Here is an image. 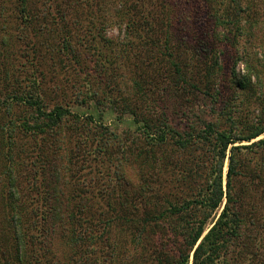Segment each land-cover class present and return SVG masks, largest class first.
<instances>
[{"label":"trees","instance_id":"16d2710c","mask_svg":"<svg viewBox=\"0 0 264 264\" xmlns=\"http://www.w3.org/2000/svg\"><path fill=\"white\" fill-rule=\"evenodd\" d=\"M20 1L23 5L26 2ZM87 1L92 3L95 0ZM170 1L158 0V5L154 4L157 0H114L115 24H124L125 31L122 59L127 60L129 56L139 59L143 52L148 67L141 70L144 64L133 65L131 72L137 88L132 89L130 95H125L111 87L108 79L98 90L92 89L95 74L102 75L106 65L102 67L100 64L97 68L95 65H84L87 59L81 61L76 75L79 84L86 86V90L78 102L89 110H95L99 114L97 118L90 112L79 115L69 105L55 103L49 108L45 104L46 98L38 93L41 86L34 73L29 77L30 86L26 93L13 97L6 95L4 100L0 99V264H52L49 261L52 255L48 242L59 230L64 234L67 216H71L66 222L69 221L73 230V233H68V237H72L70 263H113L111 251L104 249V244L110 240L108 227L112 219L96 220L93 213L87 214L89 208L80 206L83 202L76 203L69 210L68 205H64V210L63 202L70 204L81 201L78 193L63 195L57 191L50 194L46 188L42 190L45 186L43 173L50 166L44 160L49 152L48 142L43 141L44 136L46 139V135L57 136L63 127L69 132V143L85 137L90 144L85 140L83 144L86 146L87 142L97 159L112 162L113 153L108 152L112 142L119 143L125 160L132 156L133 160H141L147 166L156 156L155 150H159L161 158H167L169 153H178L182 161L174 165L165 162L168 166L165 169L170 168L173 177L178 181L183 180L191 190L198 186V182L191 178L204 179V185L183 201L164 198L167 204L165 213H156V209L150 207L139 209L134 204L136 201L128 199L129 195L125 193L119 208H112L108 214L117 213L118 219L126 225L122 230L134 236L131 241H140L143 233H154L157 221L162 219L161 222H167L166 226L171 228L172 237L182 224L185 225L184 230L178 231L175 237L178 255L167 264H264V137L254 140L264 134V123L237 120L231 106L227 104L226 110L223 108L222 113H219L221 119L202 120L201 128L191 125L187 131H180L167 122L164 112L159 117H149L142 110V103L148 100V97L141 95L145 92L137 93L141 91L138 86L143 81L146 93L166 91L165 96L176 97L178 105L182 107L184 102L190 101L192 104L197 95L214 99L217 92L213 95L211 84L218 64L214 56L216 26H236V22L233 23L234 15L220 18L215 14L214 0H195L192 22L186 27L188 32H185L188 36L183 35L181 39L180 36H174L169 15L159 18L160 12L170 5ZM230 3L237 7L240 0H230ZM92 4L102 12L103 6ZM23 12V22L33 20L34 13L30 8ZM91 15L89 19L93 25L94 18ZM101 22L106 24L109 21ZM25 28H28L26 24ZM70 35L72 33L68 28L61 29L57 50H50L57 55L63 53L64 57L71 59L72 54L78 53L76 47L84 39L82 35H77L73 48ZM99 45L100 42L94 39L92 50L96 49L97 53L102 54ZM34 50L36 53L37 49ZM4 55V50H0V59ZM77 56L82 58L81 53ZM152 71L155 72L149 75ZM250 72L248 69L247 74L238 76L233 70L232 83L236 90L254 92ZM112 75L111 71L108 76ZM13 88L21 89L18 85H13ZM18 105L29 109L32 117L28 119L14 114V108ZM116 105L121 109L118 110ZM101 106L114 108L119 113L118 119L125 118L124 115L132 118L129 124L137 125L136 128H128L120 133L112 130L104 123ZM76 149L80 150L79 144ZM226 159L227 170L224 173ZM124 201L127 207L134 210L128 208L122 211L121 204L124 207ZM111 205L109 203V209ZM218 210L220 212L217 215ZM135 214L134 219L132 216ZM103 216H106L105 213ZM49 222H52L51 226H45ZM130 224L136 227L133 229ZM100 226L101 230L91 235ZM87 234L91 235L89 239L92 247L83 241ZM157 261L163 264L162 259L158 258Z\"/></svg>","mask_w":264,"mask_h":264},{"label":"rangeland","instance_id":"374dc122","mask_svg":"<svg viewBox=\"0 0 264 264\" xmlns=\"http://www.w3.org/2000/svg\"><path fill=\"white\" fill-rule=\"evenodd\" d=\"M92 3L103 6L102 12L95 9ZM92 3L87 0H26L23 5L20 0H0V50L5 52L3 58L0 59V61L3 59L0 65L1 100H4L6 95L13 97L15 94L26 93L30 86L29 77L34 73L41 86L38 93L46 98L45 104L49 108H52L55 103L69 105L71 110L79 115H86L90 112L97 118L99 114L97 115L95 110H89L86 106L79 105L80 102H78L82 100V93L86 90V86L79 84V77L76 73L78 64L85 59L87 60L84 65H95L97 68L100 64L102 67L106 65L105 70H102V75L95 74L96 77L92 79L95 84L93 85L95 88L91 87L92 89L98 90V87L104 86L106 79L111 82V87H115L118 93L122 91L125 95L127 93L130 95L131 90L137 88L131 72L134 69L133 65L144 64L141 66L143 70L148 67V61H144L143 52H141L142 58L135 59L129 56L127 60L122 59L125 31L124 24L122 26L115 24L116 3L114 0H95ZM156 3L159 5L160 2L158 3L157 0L154 4ZM194 4L195 0H171L170 5L160 12V19L164 15V17L169 15L170 22L172 19L174 36H180L181 39L183 35L188 36L186 27L191 25ZM213 5L218 17L234 15L233 23L236 22L234 27L216 24L214 56L218 59V64L213 74V84H211L213 95L217 92L213 96L214 99L197 95V99L192 104L190 101L184 102L182 107L178 105L179 100L176 97L165 96L166 91L161 93L159 91L157 94L153 91L146 93L144 81L138 86L141 90L137 92L138 95L145 92L141 95L148 97V100L142 103V110L146 111L149 117H159L164 112L163 116L167 117H165L167 122L180 131H187L191 125L199 129L202 127V120L221 119L222 116H219V113H222L223 108L226 110L227 104L231 106L232 113L237 120H247L252 124L259 121L264 123V0H240L237 7H234L230 0H214ZM29 8L34 13V18L23 22V11H28ZM90 14L94 18L93 25L91 18L89 19ZM187 16L190 18L187 19ZM102 20L109 22L103 24ZM25 24L28 28H25ZM63 28H68L72 33L69 37L72 39L73 48L77 35L83 36L84 41L76 47L77 54L81 53L82 58H78L77 54L74 56L72 54L71 59H67L63 53L57 55L50 50L52 48L57 50L59 31ZM94 39L100 42L99 47L102 54L97 53L96 49L92 50ZM34 49H37L36 53ZM98 58L101 60L98 61ZM19 65L20 68L16 69ZM248 69L251 71L254 92L236 90L232 83L233 70L236 75L242 76L247 74ZM111 71L113 75L109 77ZM153 72L155 71L149 75ZM16 79L19 84L16 83ZM13 85H18L21 89L13 88ZM108 107L101 106L100 109H103L104 123L108 124L112 130L120 133L128 128L132 130L136 128L137 125L129 124L132 118L124 115L125 118L118 119L116 117L119 113L113 110L112 106L113 109ZM117 108L121 109L118 106ZM13 112L24 118L32 117L31 111L23 105L15 106ZM68 135L67 128L63 127L58 131L57 136L46 135L48 139L44 136L43 141L48 142L49 147L44 160L50 163L51 167L48 165L49 168L43 173L45 186L42 190L46 188L50 194L57 191H61L63 195L78 193L81 201H74L70 204L63 202V209L64 205H68L67 210H69L76 203L83 202L84 204L80 206L89 208L87 214L93 213L96 220L99 218L112 219L109 220L110 227H108L110 240L104 244V249L111 251L113 263L110 264H159L158 258L162 259L163 264L172 261L178 255V242L175 241V237L178 231L184 230V224L176 233L174 232L172 237L170 236L171 228L166 226L168 223L161 222L162 219H159L154 233H143L140 241H131L134 236L122 230L126 225L121 223L117 213H108L112 211V208H119V203L125 198H122L125 193L129 195L128 199L136 201L134 204L139 209L150 207L155 208L156 213H165L167 204L164 198L183 201L204 185V179L191 178L198 182V186L193 190L188 187V184L185 185L183 180H176L173 177L174 173H170V168L165 169L168 167L165 162L174 165L182 161L178 153L174 155L169 153L167 158H161L159 150H155L156 158L153 157L150 166H147L141 160H133L132 156L125 160V156L122 157L121 149L118 147L119 143L112 142L108 147V152L113 153V160L110 162L94 157L87 146L89 141L85 140V137L69 143ZM262 137L264 134L254 140ZM84 140L87 141L86 146L83 144ZM77 144L80 150L76 149ZM49 154L51 156H48ZM226 170L227 159L224 162V173ZM156 177H159L161 181L154 180L153 182ZM0 184L2 186L1 182ZM42 190L40 189L41 192ZM109 203L112 204L110 209ZM128 208L134 210V208L127 207L124 201V207L121 204V210L125 211ZM219 212L220 210L217 215ZM104 213L106 216H103ZM128 216L130 217L131 214ZM132 217L135 219L136 214ZM69 218L71 216H67L66 221ZM66 221L64 222L66 225L63 230L64 234L59 230L60 232L52 235L48 242L50 255H52V260L49 259V261L52 264H55V261L58 264H67L72 253V237H68V233H73V230L69 221ZM51 223L45 226H51ZM130 225L133 229L136 227L135 224ZM101 228L102 226L98 231L94 229L91 235L98 233ZM88 235L83 238V241L92 247L89 239L91 235ZM100 247L103 248V245ZM69 264H71L70 260Z\"/></svg>","mask_w":264,"mask_h":264}]
</instances>
